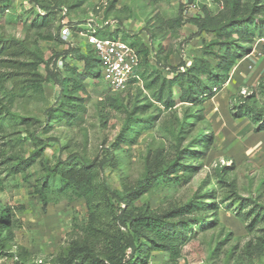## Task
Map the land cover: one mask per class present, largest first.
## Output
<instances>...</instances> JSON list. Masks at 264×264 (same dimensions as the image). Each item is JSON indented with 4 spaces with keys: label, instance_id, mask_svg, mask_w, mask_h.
I'll list each match as a JSON object with an SVG mask.
<instances>
[{
    "label": "rangeland",
    "instance_id": "obj_1",
    "mask_svg": "<svg viewBox=\"0 0 264 264\" xmlns=\"http://www.w3.org/2000/svg\"><path fill=\"white\" fill-rule=\"evenodd\" d=\"M60 1L65 6L60 14L68 15L75 30L72 32L71 45L89 48L78 36V31L86 29L84 25L90 14L102 19L114 1L109 16L119 21L115 23L120 29L119 38L127 32L151 45L146 25L156 16L174 20L181 15L179 9L186 0L156 3L149 0H88L70 13L67 7L78 5L79 0ZM54 2L51 0L50 3ZM197 3L199 13L204 5L216 9L211 0H198ZM4 5L7 8L0 22V178L4 180V189L0 191V201L11 209L15 222L12 240L0 255V264H65V261H70L67 253L73 244L86 240L99 243L96 233L111 229L114 219L104 198L91 201V214L84 199L69 201L67 194L59 193L58 182H50L49 189H46L49 190L47 204L44 205L37 193L42 187L44 162L55 165L58 158H66L73 151L91 161H102L106 149L115 142L126 116L123 111L116 113L114 100L110 99L114 92L101 82L96 84L90 81L84 123L79 127L55 124L49 132H44L46 112L56 104L59 94L55 82L44 80L49 76L46 63L67 46L57 41V20L44 29L28 28V24L38 19L35 13L38 8L33 9L28 0H12ZM185 21L175 36L168 37L167 49L172 52L168 62L173 67L184 63L190 66L191 60L200 55L203 43L211 40L209 35L199 33L189 20ZM48 37L51 39L47 40ZM12 40L22 42L29 51H38L43 59L38 68L39 75L44 78L41 95L21 96V81L31 78L22 66L32 61V58L30 54L14 56L5 50ZM159 43L160 39H157L155 50ZM261 43L257 41L253 51L245 56L240 66L243 67L242 71L234 70L221 91L204 105L205 119L194 120V115L202 113L179 101L173 109L165 110L154 100L151 92L144 89L140 94L143 83H139L137 91L134 89L130 94L128 87L120 92L122 97H130L132 102L138 95L150 100L154 108L148 111L147 116L158 114V110L162 113L155 128L141 134L130 147L124 169L107 166L101 173L99 181L104 178L113 190L122 191L125 186L130 187L139 181L144 175L146 164L155 158H158L159 163L177 160L180 152L197 145L192 143L200 131H212V143L208 147L197 148L204 154L199 161L192 162L197 171L189 180L174 189L165 186L154 188L141 196L135 206L137 210L149 209L160 213L175 205L185 204L195 193L206 188L213 189L217 201L224 204L219 207L217 218L211 220L213 214L205 217L206 221L211 220L210 227L197 229L192 240L180 247L178 257L154 252L151 264H264V132H255L252 126H248L249 120L236 119L233 115L235 98L252 94L259 80L264 77V46ZM153 63L156 64V60ZM77 65L83 67L84 63L78 62ZM163 75L172 78L168 72H163ZM104 103L107 105L105 111L109 114L105 126L100 116V108H103ZM4 108L10 109L20 118L8 115ZM189 114L193 117L185 120ZM23 118L29 121L22 122ZM192 120L194 122L191 125L182 127L185 121ZM28 132L41 134L50 146L24 173H14L13 157L28 158L36 150ZM112 203L118 205L115 199H112ZM258 214L261 218L254 224ZM90 227H94V230L90 231Z\"/></svg>",
    "mask_w": 264,
    "mask_h": 264
},
{
    "label": "trees",
    "instance_id": "obj_2",
    "mask_svg": "<svg viewBox=\"0 0 264 264\" xmlns=\"http://www.w3.org/2000/svg\"><path fill=\"white\" fill-rule=\"evenodd\" d=\"M10 1L12 0L0 1V22L7 8L4 4ZM86 1L88 0H79L78 5L68 6V13ZM149 1L156 3L163 0ZM197 1L188 0V3L197 4L199 10ZM211 1L216 6L215 10L204 5L201 12H197L198 15L193 14L191 17L185 16V5L180 6L181 15L174 20L168 21L161 16H156L145 27L151 45H147L139 37L127 32L119 38V28L113 31L107 29L109 27L98 30L99 38L120 39L134 48L139 55L140 64L135 70L139 79L131 81L128 94L134 89L137 91V85L143 83L140 94L144 89L151 92L154 100L165 110L173 109L179 101L188 104L190 109L202 113L194 117L189 114L185 116V120L189 117H193L196 121L205 119L204 105L221 91L233 71L237 70L240 61L253 50L257 41L264 39V0ZM28 2L33 9L38 8L35 12L38 19L28 24V28L44 29L57 20V41L60 45L67 47L46 63L49 76L44 79L38 73V68L43 62L38 51H29L20 41H10V46L5 50L14 56L30 54L32 58V61L22 66L27 69L26 74L31 78L21 81L23 84H21L20 94L21 96L41 95L43 79L55 82L59 87V94L56 104L46 112L44 132H49L55 124L79 127L84 123L87 115L88 83L94 81L100 84L101 82L108 88L103 81L101 63L91 47L74 46L61 39L63 21L68 23L73 32L75 31L69 22L68 15L60 14L65 7L62 1L55 0L52 4L51 0H28ZM114 4L115 1L105 12L106 20L110 19L109 12L114 8ZM185 20H189L199 33L209 35L211 40L203 43L200 55L191 60L190 66L184 63L173 67L168 62L172 54L167 49L168 37L175 36L176 31L186 23ZM46 39L50 40L51 37ZM157 39H160V43L155 50ZM260 45L264 46L262 43ZM153 60L157 63L154 64ZM59 61H62V66L58 64ZM78 62H83L84 66L79 67ZM158 63H160L159 67ZM163 72L172 74V78L165 77ZM15 80L19 81L16 78ZM26 83L29 84L25 85ZM121 95L120 92H114L110 99L114 100L113 106L116 113L123 111L126 118L115 142L106 149V155L102 161H91L73 151L66 158H58L55 165H47V162H44L45 173L41 177L42 187L37 190L44 205L47 204L49 190L46 189H49L50 182H58L59 193L67 194L69 201L84 199L91 214L93 211L91 201L104 198L106 206L111 208L108 209L114 219L111 229L100 230V233L95 232L98 234L99 243L86 240L73 244L67 253L70 261H65V264H71L73 261L74 264H151L150 260L154 252L169 253L172 258H176L180 247L192 240L197 229L203 230L210 227L211 220L217 218L219 207L224 204L217 201L213 189L206 188L202 192L195 193L185 204L175 205L160 213L149 209L137 210L135 206V202L141 196L154 188L165 186L174 189L190 179L197 171V167L192 162L199 161L204 154L201 150H197L198 146L205 148L212 143L210 129L200 131L192 143L197 145L184 149L177 160L171 163H159L158 158H155L153 162H148L142 178L130 187L125 186L122 191L111 189L104 178L99 181L98 178L107 166L114 169H124L127 166L126 160L129 157L130 147L135 144L141 134L155 128L162 113L158 110V114L147 116L148 111L154 108L150 100L138 95L132 102L130 97L125 98ZM235 99L234 117L247 119L248 126H252L255 132H264V77L259 80L252 94L246 97L238 96ZM106 107L104 103L103 108H100L103 126L109 120V114L105 111ZM4 109L8 115L20 118L10 109ZM27 121L29 119H22V122ZM192 122L194 121H185L182 127L191 125ZM182 132L181 130L180 133ZM205 132L208 134L205 135ZM28 137L36 150L31 152L28 158L13 157L14 173H24L43 156L45 149L50 146L48 140L43 139L39 133L28 132ZM3 189L4 180L0 178V191ZM112 199L117 200L118 205L115 206ZM201 213L204 215L199 216ZM208 214H213V217L206 221L205 217ZM13 216L11 209L0 201V255L13 237L12 226L15 222ZM256 216L258 217L254 220V224L261 218L259 214ZM92 230L94 227H90V231Z\"/></svg>",
    "mask_w": 264,
    "mask_h": 264
},
{
    "label": "built area",
    "instance_id": "obj_3",
    "mask_svg": "<svg viewBox=\"0 0 264 264\" xmlns=\"http://www.w3.org/2000/svg\"><path fill=\"white\" fill-rule=\"evenodd\" d=\"M183 3L185 16H193V13L198 12L197 4H190L187 0ZM117 22L113 19L106 20L105 17L100 19L92 13L84 25L86 29L78 31V36L95 51L101 63L103 81L108 88L114 92H121L130 85L133 79H139L135 70L140 64V58L136 50L126 42L115 38L102 39L97 36L98 30L106 27H109L107 29L111 31L115 30ZM63 24L61 39L66 43H72L73 31L66 21H63ZM259 42L264 45V39ZM59 65L62 66V61H59Z\"/></svg>",
    "mask_w": 264,
    "mask_h": 264
},
{
    "label": "crops",
    "instance_id": "obj_4",
    "mask_svg": "<svg viewBox=\"0 0 264 264\" xmlns=\"http://www.w3.org/2000/svg\"><path fill=\"white\" fill-rule=\"evenodd\" d=\"M253 50H251L248 54H250L251 52H252ZM247 54V55H248ZM245 59V58H244ZM244 59L242 60V61H240V63H239V66H238V68L237 69H240V71H242L241 69L243 68H241L240 66L242 65V63L244 62ZM251 69L253 68V66H249ZM264 71V70H263Z\"/></svg>",
    "mask_w": 264,
    "mask_h": 264
}]
</instances>
